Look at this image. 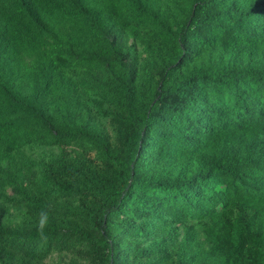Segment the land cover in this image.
Returning <instances> with one entry per match:
<instances>
[{
	"label": "trees",
	"instance_id": "obj_1",
	"mask_svg": "<svg viewBox=\"0 0 264 264\" xmlns=\"http://www.w3.org/2000/svg\"><path fill=\"white\" fill-rule=\"evenodd\" d=\"M0 264H264V0H0Z\"/></svg>",
	"mask_w": 264,
	"mask_h": 264
},
{
	"label": "rangeland",
	"instance_id": "obj_2",
	"mask_svg": "<svg viewBox=\"0 0 264 264\" xmlns=\"http://www.w3.org/2000/svg\"><path fill=\"white\" fill-rule=\"evenodd\" d=\"M56 259V258H55Z\"/></svg>",
	"mask_w": 264,
	"mask_h": 264
}]
</instances>
